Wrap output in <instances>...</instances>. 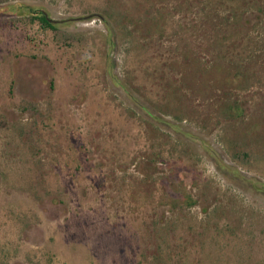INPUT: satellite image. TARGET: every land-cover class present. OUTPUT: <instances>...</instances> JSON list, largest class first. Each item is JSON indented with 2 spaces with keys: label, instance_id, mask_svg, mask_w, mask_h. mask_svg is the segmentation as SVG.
Here are the masks:
<instances>
[{
  "label": "rangeland",
  "instance_id": "obj_1",
  "mask_svg": "<svg viewBox=\"0 0 264 264\" xmlns=\"http://www.w3.org/2000/svg\"><path fill=\"white\" fill-rule=\"evenodd\" d=\"M0 264H264V0H0Z\"/></svg>",
  "mask_w": 264,
  "mask_h": 264
},
{
  "label": "trees",
  "instance_id": "obj_2",
  "mask_svg": "<svg viewBox=\"0 0 264 264\" xmlns=\"http://www.w3.org/2000/svg\"><path fill=\"white\" fill-rule=\"evenodd\" d=\"M41 20H42L43 22L47 23V19H46L44 16L41 17Z\"/></svg>",
  "mask_w": 264,
  "mask_h": 264
}]
</instances>
